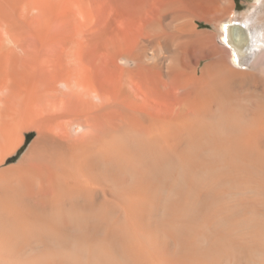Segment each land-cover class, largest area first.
<instances>
[{
  "label": "bare ground",
  "instance_id": "6f19581e",
  "mask_svg": "<svg viewBox=\"0 0 264 264\" xmlns=\"http://www.w3.org/2000/svg\"><path fill=\"white\" fill-rule=\"evenodd\" d=\"M0 0V264H264V0Z\"/></svg>",
  "mask_w": 264,
  "mask_h": 264
},
{
  "label": "rangeland",
  "instance_id": "374dc122",
  "mask_svg": "<svg viewBox=\"0 0 264 264\" xmlns=\"http://www.w3.org/2000/svg\"><path fill=\"white\" fill-rule=\"evenodd\" d=\"M234 2L236 3V10L243 11L249 9L248 7L253 3V0H234Z\"/></svg>",
  "mask_w": 264,
  "mask_h": 264
}]
</instances>
